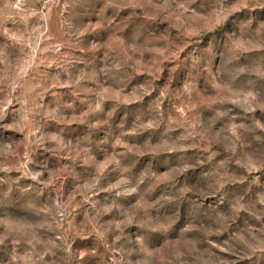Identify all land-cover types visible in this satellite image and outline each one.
Here are the masks:
<instances>
[{"label":"rangeland","instance_id":"obj_1","mask_svg":"<svg viewBox=\"0 0 264 264\" xmlns=\"http://www.w3.org/2000/svg\"><path fill=\"white\" fill-rule=\"evenodd\" d=\"M0 264H264V0H0Z\"/></svg>","mask_w":264,"mask_h":264}]
</instances>
